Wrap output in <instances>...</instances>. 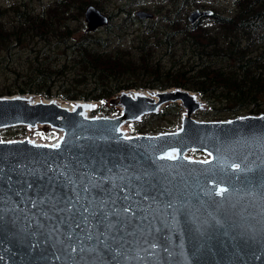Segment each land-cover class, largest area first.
Listing matches in <instances>:
<instances>
[{"label":"water","instance_id":"water-1","mask_svg":"<svg viewBox=\"0 0 264 264\" xmlns=\"http://www.w3.org/2000/svg\"><path fill=\"white\" fill-rule=\"evenodd\" d=\"M134 14L153 17L144 9ZM212 14L210 8H194L188 20ZM83 15L88 31L109 22L93 4ZM146 91L156 99L123 91L119 114L88 118L19 98L24 94L0 97V130L50 125L63 131L59 148L26 138L0 140V264H264V113L197 120L200 103L190 90ZM173 102L187 111L179 128L117 132L122 120L136 121ZM170 148L179 158L161 159ZM190 150L208 155L210 163L185 159ZM231 163L252 170L234 173ZM220 185L229 189L223 197L214 195ZM78 195L82 205L115 199L118 207L132 206L135 217L107 241L111 250L97 241V229L83 223L76 228L81 217L69 220L63 211ZM95 223L89 216V224ZM154 243L158 247L151 248Z\"/></svg>","mask_w":264,"mask_h":264},{"label":"trees","instance_id":"trees-1","mask_svg":"<svg viewBox=\"0 0 264 264\" xmlns=\"http://www.w3.org/2000/svg\"><path fill=\"white\" fill-rule=\"evenodd\" d=\"M107 1L0 0V96L100 101V113L117 115L106 104L123 91L183 88L206 104L196 116L201 120L264 113V0H170L152 9L160 17L149 19L137 18L132 6L150 7L125 0L118 12L106 13L105 36L86 30L85 6L105 13ZM191 7L213 14L191 24ZM117 15L123 17L114 23ZM182 111L178 103H167L130 131L175 130ZM42 131L34 134L57 137ZM25 132L17 125L0 136L19 139Z\"/></svg>","mask_w":264,"mask_h":264},{"label":"snow or ice","instance_id":"snow-or-ice-1","mask_svg":"<svg viewBox=\"0 0 264 264\" xmlns=\"http://www.w3.org/2000/svg\"><path fill=\"white\" fill-rule=\"evenodd\" d=\"M51 147L59 148L60 144H54L51 145ZM209 155L211 156V153H209ZM178 158L179 155L177 149H173L169 152H166L161 157V159L169 160H176ZM184 158L188 159L187 157ZM199 163L209 164L210 161L203 160L199 161ZM229 167L234 173L248 172L252 170L250 168L242 167L241 163H231ZM237 179H239V176H237ZM212 183L215 184L216 181L213 180ZM92 187H99V185H92ZM84 191L86 193L89 191L87 186L84 188ZM101 191L103 193V190ZM228 191L229 189L227 187L220 185L217 187L214 195L223 197L224 194ZM123 199L128 200L129 197L125 195ZM67 203L68 207L63 211H67L70 214L68 219L71 220L75 216L79 215L81 217V221L76 223V228H80L81 223H83L89 229H97L96 239L99 243L103 244L105 248H109V245L107 243L109 238L113 240L116 239V237L113 236L112 233L117 229L123 230L127 226V223L130 221V219L135 217V212L133 211L131 205L125 204L122 208L118 207L117 201L115 199H101L96 207H92V205L95 203L94 200L89 202L88 205H82L80 204V198L78 195L77 200L75 202L69 200ZM109 205H111V207H109ZM129 214H131V216ZM89 216L96 220V223L94 225L89 224ZM101 228L104 230L103 232L99 231V229ZM100 236H103L104 239L100 240ZM86 238L89 240L93 239V235L90 230L88 231ZM150 247L156 248L158 247V245L154 243ZM80 250L84 251L83 248H81ZM109 250L111 249L109 248ZM76 251L77 248L75 246H71V252L75 253Z\"/></svg>","mask_w":264,"mask_h":264},{"label":"rangeland","instance_id":"rangeland-1","mask_svg":"<svg viewBox=\"0 0 264 264\" xmlns=\"http://www.w3.org/2000/svg\"><path fill=\"white\" fill-rule=\"evenodd\" d=\"M51 0H44V3H48V2H50ZM141 1V3L143 2L144 3V5H146V6H148V7H150L149 9V12H153V10L152 9H154V8H156V7H158L161 3H165V4H169V2H170V0H140ZM125 2V0H109V1H107V2H104V6H105V13H110V12H113V13H116V12H118V6L119 5H121L122 3H124ZM126 3H127V0H126ZM223 6L224 7H229V4H228V2H224L223 3ZM133 7V10H134V12L136 11V10H138V9H142L141 7V5H140V3L139 4H137V5H135V6H132ZM195 7H191V8H189V10H188V14L194 9ZM154 13V12H153ZM162 13V12H161ZM188 16V15H187ZM123 16L122 15H117V16H115L114 17V19H113V22L115 23V22H118L119 21V19L120 18H122ZM158 17H160V15L159 14H156V13H154L153 14V17H151V18H158ZM205 18V17H204ZM83 19V22H84V25H85V29L87 30V27H86V22L84 21V17L82 18ZM137 26H140V23H136V27ZM80 33H81V31L79 32V33H77V35L76 36H79L80 35ZM93 33H96L97 35H100V36H105V30H104V28L103 27H101V28H98V29H96V30H94L93 31ZM129 38H131L130 36H128ZM136 90V89H135ZM138 90H140V89H138ZM129 91V90H128ZM130 91H134V90H130ZM129 91V92H130ZM195 93V92H194ZM30 95H35V94H30ZM3 96H7V95H3ZM0 97H2V96H0ZM59 99V98H58ZM82 101V100H81ZM86 102H92L93 103V109L91 110V112H90V114H91V117H96V116H98V117H100V116H111V115H104L103 113H100L99 112V106H100V104H101V102L100 101H86ZM114 103H108V104H106V105H108V106H113V107H115V108H117L118 109V111L120 112V110H121V108H120V104H119V101H118V95L114 98V101H113ZM200 107L195 111V113L193 114V117L195 118V119H197V120H201V119H198L196 116H197V114L199 113V112H201V111H203V110H206L207 109V106H206V104L202 101V100H200ZM179 104V103H178ZM166 104H164V105H161V106H159L158 108H157V110H156V112H160L162 109H163V107L165 106ZM155 112V113H156ZM141 119V118H140ZM140 119H138V120H136V121H139ZM221 120H226V119H221ZM136 121H128L127 122V124H126V126H125V133H126V135H128V136H131V135H134V134H138V133H131V128H132V124L134 123V122H136ZM204 121H209V120H204ZM24 128H25V134H24V137H22V138H25V137H30V138H34L35 137V135H34V133H36V132H39V133H43V131H42V129H44V128H47L48 130H52L53 132H55L56 133V135H57V137H58V131H56L55 129H53V127L52 126H50V125H36V126H30V125H24ZM3 129H1L0 130V132L2 131ZM41 130V131H40ZM44 134V133H43ZM45 135V134H44ZM40 141L41 142H53L55 139H50V137H48V136H45V138H44V136L42 137V136H40ZM0 140H9V139H4V138H2L1 136H0ZM203 155H200V152H199V154H198V151H193V150H190V151H187V152H185L184 153V156L185 157H187V158H190V159H201V160H207L208 158H209V156L208 155H206V154H204V153H202Z\"/></svg>","mask_w":264,"mask_h":264},{"label":"bare ground","instance_id":"bare-ground-1","mask_svg":"<svg viewBox=\"0 0 264 264\" xmlns=\"http://www.w3.org/2000/svg\"><path fill=\"white\" fill-rule=\"evenodd\" d=\"M190 95L195 98L196 101L200 102L199 98H197L196 93L190 91L189 92ZM128 94L132 97H136V96H148L152 99H156V97H154L151 93L147 92L146 90H134V91H130L128 92ZM16 97H19L18 95H14ZM19 98H23L25 100H27L30 103H39V102H44V103H52L57 105L60 108H63L67 111H75L77 112L80 116L84 117V118H88L91 116L90 112L93 109V103L92 102H86V101H78V102H68V101H64L58 98H44L42 96H38V95H30V94H24L22 96H20ZM160 106V105H159ZM121 110H122V106H120ZM187 114V111L185 108H183L182 111V118H185ZM127 120H122L121 123L118 125L117 127V132L122 134L123 136H127L125 133V126L127 124ZM38 126V125H37ZM56 131H58V135L62 134V129L60 128H53ZM26 140H28L31 144H36V145H47V146H51L54 144H58L59 143V139L57 138L55 141L53 142H41V141H36V139H32L30 137H25ZM173 149L176 148H170L168 149L166 152H169ZM165 152V153H166ZM165 153H163L161 156H163Z\"/></svg>","mask_w":264,"mask_h":264},{"label":"built area","instance_id":"built-area-1","mask_svg":"<svg viewBox=\"0 0 264 264\" xmlns=\"http://www.w3.org/2000/svg\"><path fill=\"white\" fill-rule=\"evenodd\" d=\"M32 139H36V141H40V140H41L39 136H35V137L32 138Z\"/></svg>","mask_w":264,"mask_h":264}]
</instances>
